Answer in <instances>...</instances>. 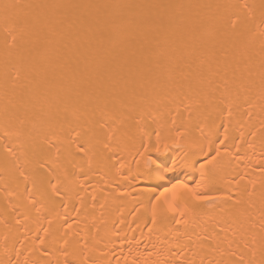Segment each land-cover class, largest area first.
<instances>
[{"label":"bare ground","instance_id":"6f19581e","mask_svg":"<svg viewBox=\"0 0 264 264\" xmlns=\"http://www.w3.org/2000/svg\"><path fill=\"white\" fill-rule=\"evenodd\" d=\"M0 264H264V0H0Z\"/></svg>","mask_w":264,"mask_h":264},{"label":"snow or ice","instance_id":"6c2138e0","mask_svg":"<svg viewBox=\"0 0 264 264\" xmlns=\"http://www.w3.org/2000/svg\"><path fill=\"white\" fill-rule=\"evenodd\" d=\"M157 139L159 141V134H157ZM155 151L160 154L156 159H153L150 155L144 157V165L141 170L142 179L146 182H151L156 187H160L158 182H162L165 179L169 178L170 173H174L177 171L179 167H181V161L178 158H174L171 155H166L168 149L167 146L161 150L160 147H155L154 149H149L145 147V152ZM143 156V153L141 154ZM200 182H197L196 187L193 188L187 183H174L171 188H164L163 191L160 192L159 196L156 197L157 201L164 199L165 203L168 204L167 210L172 213L177 212V208L173 206L172 203H169L166 199V196L169 192L173 193V201L176 199L177 192H184L190 194L191 208H189V204L185 203V209L192 210L196 205H199L203 202L209 201L212 197L203 194L199 191ZM149 191L154 192L155 187L150 188ZM181 215H184V211L180 212ZM157 213L155 208L153 210V222H155V217ZM177 223H180L178 220Z\"/></svg>","mask_w":264,"mask_h":264}]
</instances>
